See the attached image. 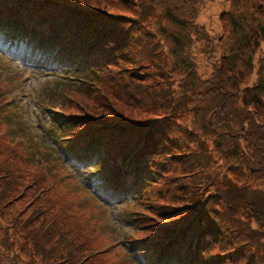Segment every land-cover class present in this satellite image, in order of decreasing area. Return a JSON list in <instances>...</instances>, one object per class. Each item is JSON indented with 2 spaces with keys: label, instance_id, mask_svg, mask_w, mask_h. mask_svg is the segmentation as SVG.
I'll return each mask as SVG.
<instances>
[{
  "label": "trees",
  "instance_id": "16d2710c",
  "mask_svg": "<svg viewBox=\"0 0 264 264\" xmlns=\"http://www.w3.org/2000/svg\"><path fill=\"white\" fill-rule=\"evenodd\" d=\"M175 1L163 0L160 4L158 0H152L150 3L155 2L157 6L165 9H168L170 5L173 10ZM185 1L181 3V9L176 10V14L173 11L175 16L172 13L166 14L165 19L168 24H171L173 30L180 31L179 35L182 37L186 35L188 45V38H194L196 43L198 38H203L200 36V29L196 27L198 12H188L189 9ZM250 1L263 5V8L259 9L258 5L251 8L247 3L248 0H242L235 4L234 9L223 13V17H227L229 26L234 28L239 25V27H235V30H242L240 33L242 40L247 42L249 49L244 53V49L238 51L242 48L239 45L233 49H227L226 46L221 47L223 48L222 52L230 50L231 53H234V57L230 61L231 70L237 68L238 64L236 63L239 62L240 65L245 56H247L245 64L250 62L249 66L252 69L256 63L254 58H256L260 44L264 42V0ZM119 2L129 3L128 0H0V32H3L2 28H10L15 24L14 32L17 36H24L29 41L42 38L44 43L58 52L53 57L56 68L67 69L70 67L73 74L88 73L86 78L72 75L71 79L89 84L95 82L90 81L92 77L99 76L106 82L112 83V86L108 83L109 87L117 92H130L131 95L145 96V100H151L152 93H156V91L152 88L151 92H148L141 84L147 74L146 66L158 65L161 69L165 68L162 62L167 64L165 59L168 58V51L167 48H164L166 43L164 41L160 43V37L157 36L155 42L152 41L149 45L147 42L150 35L147 42L143 41L144 39L138 35L139 30H142L140 24L145 25L143 23L145 16L142 15V10L139 11L137 17L125 15L119 9ZM138 8H144V2H140ZM147 11L148 15L151 9L147 8ZM184 19L191 21L195 26L184 22ZM170 35L172 47L169 46V49L182 54L185 49L181 47L183 46V43L179 41L181 38L171 33ZM153 52L157 53L155 62L151 58ZM143 53L146 54L145 64L142 59L139 60L140 54ZM159 53L165 59L160 58ZM255 65L257 67V82L242 89L246 96L253 93L251 99L243 98L241 101L240 107L244 109V113L239 114L237 108L233 107L232 111H235L238 116L229 119L223 117L215 124V127L224 132V137L227 136L233 141L232 143L224 139L226 145L222 147V154L229 153L232 160L238 163L248 157L247 164H250L251 167L254 162L258 164L263 172L261 174H263L262 179L264 180V55L261 59L257 58ZM80 92L85 93L84 85ZM102 93L108 94V91L104 90ZM126 98L132 99V97ZM138 101L142 104L144 98L133 100L134 105ZM133 103L130 100L125 101L121 96L118 99L110 97L107 104L95 107L96 110L90 111L88 105H85L84 111L76 115L67 114L64 117L52 113L58 117L54 116L51 119L48 116L47 124L42 125V128L50 135L51 142L65 153L67 159L76 158L79 160V157L82 156L86 161L96 162V166L100 163L99 171L92 172L96 175L94 176L96 179L102 178L103 175L102 180L108 177L112 180L113 175L118 173L122 165L128 166L129 169L124 175L127 176L130 183L126 184L127 186L122 184L121 188L132 198L143 201L148 194L146 187L156 182L157 178L159 179L158 186L163 185L164 196L169 205L162 206L163 203L160 204L158 206L160 210L157 209V214L155 212L154 215L160 219H155L154 223L147 226L152 236H145L146 238L139 239L134 243L133 246L139 248L136 251L132 247V250L138 252L136 256H142L149 261H153L157 256H165L162 260L169 257L163 264H207V257L210 259L215 257L211 254V248L207 247L209 242L208 225L206 228V220L199 216L205 215L208 223L212 219L208 208L212 207L214 201L206 199V197L197 199L191 192L192 188L199 190L198 185L201 179L207 181L210 178L209 173L204 169L205 165L199 161L198 155V151L200 153L208 152L204 149L205 141L195 137L194 132L187 127L182 128V124L178 125L176 117L167 113L166 109L156 111L160 106L156 108L155 105L148 102L143 108L138 109L136 115L134 114L136 109L132 107ZM15 119L17 120L16 117ZM229 122L232 124L230 125ZM67 129L72 132V136L65 135ZM216 129L212 128L214 131ZM19 130L23 133L30 131L22 124H20ZM216 133L218 132L216 131ZM214 142L220 145V141ZM7 157L9 158L7 162L0 160V180L7 182L0 186V219L5 220L7 231L17 236L20 232L24 233L28 229V223L19 219L22 214H13L11 210L14 211L12 207L24 193L25 186H21L19 178H14L19 163L17 155L10 151ZM202 158L208 166H212L210 154L202 156ZM229 166L232 167L231 164L227 165V167ZM94 169L92 168V170ZM193 169H197L199 176L190 172ZM175 171L181 173H177L172 179L180 184L171 182L174 188L172 189L168 185L170 183L165 185L164 183L169 178L168 174ZM83 172L89 173L91 168L87 166L83 168ZM216 176L219 175L216 173ZM22 181H25V178ZM30 184L36 187L29 189L30 195L34 196L39 181L31 177ZM140 186H144V190L139 196ZM227 186L233 187L232 192L236 195L235 198L228 199L231 209H234V205L239 206L236 201L241 200L243 193L247 194L243 200L244 208L250 207L252 204L255 207L258 204H264V200L261 198L264 196V184L261 189H256L248 188V185L244 184L240 186V182L229 181ZM109 193L116 192L110 189ZM214 196L216 197L215 194L211 195L213 198ZM178 198L181 201L178 202ZM171 199H176L177 202L172 203ZM145 202L149 203V200H145ZM133 203L136 204V202ZM152 208L155 209L153 205ZM59 213L64 214L61 211ZM254 214L258 213L254 211ZM259 214L261 216L260 212ZM227 218L230 217L227 216ZM57 221L58 219L42 222V231L46 233L47 238L45 244L52 246L48 250V260L57 258L52 252L56 248L64 249L68 246L69 249L58 259L71 260L73 256L72 260H75L76 257L72 250L80 251L82 249L79 243H75L76 237L80 238L79 234L71 233L63 221L60 225L56 223ZM174 227H177L176 231L173 230ZM218 227L227 229L228 225L221 223ZM78 229L79 233L88 235L86 229L81 227ZM174 232L178 233L175 235L177 237L164 243V239ZM229 232L230 235L237 238L234 245L233 243L230 245L233 246L229 250V256L235 253L241 256L246 264H264V243H260L258 237L249 239L240 235L238 230ZM71 234L74 235L73 238L68 237ZM54 237L56 238L54 239ZM64 237L69 238L66 243ZM23 239L24 245H32L29 249H33L34 255L39 253L46 259L45 252L37 251L40 247L33 235L24 236ZM85 253L89 255L90 250L87 248ZM216 254L222 258L226 256V253H222L221 250ZM202 255L207 256L206 259H201ZM229 258L234 260L236 257ZM60 264L67 263L63 261ZM211 264L218 263L211 261Z\"/></svg>",
  "mask_w": 264,
  "mask_h": 264
},
{
  "label": "rangeland",
  "instance_id": "374dc122",
  "mask_svg": "<svg viewBox=\"0 0 264 264\" xmlns=\"http://www.w3.org/2000/svg\"><path fill=\"white\" fill-rule=\"evenodd\" d=\"M128 1L129 3L119 2L121 13L137 17L139 11L142 10V15L145 16V22H143L145 25L140 24L142 30L138 32L140 38L147 42L150 35L147 43L151 45L152 41L156 40L158 36L160 37V43L163 41L166 43L164 48H167L168 51V58L166 59L160 53L158 55L160 58L167 60V64L162 62V65H165L164 69H161L158 65L146 66L145 71H147V74H145L141 86L148 92H151L152 88L156 91V93H152L153 98L151 100H145V96L131 95L130 92H117L109 87L112 86V83L106 82L99 76L92 77L90 81L95 82L89 84L71 79L72 75L78 78H86L88 73L73 74L70 67L63 71H53L56 65L54 61L47 66L46 61L40 63V61L37 62V59L36 62L42 65L20 63L15 59L13 53L8 52V49L14 47V53L17 52L19 55L30 53L33 54L30 55L31 57L34 56L33 49L27 50L23 45L19 46L16 42L11 44L10 40L7 39L0 41V152L2 154H0V160L7 162L9 159L7 155L10 151L17 155L19 163L14 178H19L18 181H21V186L24 185L25 188L24 193L20 195L12 207L14 211L11 210V212L22 214L19 219L28 223V229L24 231L25 235L20 232L15 236L14 233L7 231L5 220L0 219V250H2L0 264H60L63 261L67 264H146L141 259L134 258L131 261L125 253L126 248L121 249L119 243L122 242L125 246L130 245L138 251V246H133L136 243L135 241L144 239L145 236H152L147 226L154 223L155 219H160L154 216L156 210H160L158 208L160 204L163 203L162 206L169 205L167 198L164 196L163 185L158 186L159 179L157 178L156 182L146 187V193L148 194L143 201L135 198L131 200L127 197L129 195L124 196L125 200L118 201L123 196L117 199L115 195L109 193L110 187H105L107 198H115L113 203L105 205L102 203L103 201H100L101 203L95 202L89 193L81 190L76 182L69 178L77 175L75 171H72L66 165L64 167L57 162L56 158L46 154V148L37 140V130H35L34 137L32 130L28 133L19 130L20 124L25 126L27 130L31 129L29 118L36 125H39L45 123L44 116L58 117L53 115L52 112L64 117L67 114L76 115L84 111L85 105H88L90 111L96 110L95 107L107 104L110 97L118 99L120 96L125 101L130 100L132 103L133 100H139L140 97L144 98V103L140 104L138 101L136 105L134 103L132 105L136 109V111L134 110L136 115L138 109L143 108L148 102L155 105L156 108L160 106L156 111L166 109L167 113H171L176 117L178 125L182 124V128L187 127L194 132L192 133L195 137L205 141L206 146L204 149L208 152L200 153L198 151L201 159L198 158L205 165L206 168L204 169L207 170L210 178L207 181L200 180L199 190H197L198 188L190 189L197 199L206 197V199L209 198V200L214 201L212 207L208 208L212 219L207 223L205 215L201 214L199 218L203 217L206 220V228L208 225L209 230L207 247L211 248V254L215 258L210 259L204 255L200 258L206 259L205 257H207V264H211V261L218 264H246L244 263L245 260L238 254L232 253L229 256V250L237 240L235 236L230 235L229 231L232 230H238L240 235L249 239L258 237L259 242L264 243V204H258L257 207L252 204L251 208H244L243 200L247 194L243 193L241 200L236 201L239 206L234 205V209H231L228 205V199H233L236 195L232 192L233 187L227 186L229 181H233L235 183L240 182V186L244 184L248 185V188L261 189L264 184L263 174H261L263 172L255 162L252 167L249 166L250 164H247L248 157L238 163L232 160L229 153L222 154V147L226 145L224 139L232 143L233 141L227 136L224 137V132L217 130L215 127V124L223 117L229 119L238 116L235 111H232L233 107L237 108L239 114L244 113V109L240 107L241 101L243 98L246 100L251 99L253 93L246 96L242 89L257 82V67L255 64L257 58L261 59L264 55V42H262L256 58H254L256 63H254L252 69L249 66L251 65L250 62L245 64L247 62V56H245L242 58L240 65L237 62L238 67L231 70L230 61L234 57V53H231L230 50L222 52V46L233 49L236 45H239L242 48L238 51L244 49V53L249 50L247 42L242 40L240 34L242 30H235V27H239V25L233 28L229 26L227 17H223L224 12L234 9L235 4L242 0H186L185 4L188 6V12H198L196 27L200 29V36L203 38H198L197 43L194 38H188V45L186 35L183 37L179 35L180 31L173 30L171 24H168L165 19L166 14L170 15L172 13L175 16L176 10L181 9V3L184 0H176L173 4V10L170 5L168 9H165L157 6L155 2L150 3L152 0ZM161 1L163 0H158L160 4H162ZM249 1L247 3L251 8L258 5L255 1ZM140 2H144V8H138ZM147 8L151 9L148 15ZM258 8H263V5H258ZM187 18L189 19V17ZM140 19H142L141 16ZM183 21L195 26L189 20L185 21L184 19ZM142 32L144 34H141ZM170 33L181 38V40L179 39L180 43H183L181 47L185 49L182 54L169 49V46L172 47ZM3 46H5V50L1 48ZM179 51L182 50L179 49ZM57 53L53 49V54L56 55ZM9 54L14 58H10ZM145 57V53L139 56V60L142 59L144 64L146 63ZM156 57L157 53L153 52L151 56L153 62L156 61ZM83 85L85 86V93L80 92ZM104 90L108 91V94L102 93ZM26 93H29L27 98L25 97ZM126 97H132V99ZM232 122H229V124L231 125ZM212 128L216 129L218 133ZM45 134L46 137L50 138L48 133ZM66 134L67 137L72 136L69 129L66 130ZM214 141H220V145ZM50 152L52 151L47 148V153ZM208 154L212 158L211 167L202 158V156L205 157ZM87 163L91 164L92 162L87 161ZM229 164L232 165V167L229 166L230 168H235L230 169L227 167ZM97 165L94 162L91 167L89 166L91 172L99 171L98 167H101V164ZM92 168L95 169L92 170ZM196 170L193 169L190 172L194 173L195 176H199ZM177 173L181 172L175 171L168 174L169 178L166 179L164 185L170 183L168 184L169 187L174 189L171 182H177L172 179ZM216 173L219 176H216ZM31 177L39 181L34 196H31L29 191V189L36 188L30 184ZM24 178L25 181H22ZM118 178L123 181L124 185L130 183L124 174ZM6 183V180H0V186ZM117 186L118 184L113 185L115 188ZM143 190L144 186H140V189H138L139 196ZM114 191L116 192V190ZM213 194L216 197H211ZM119 195H121V192H119ZM261 198L264 200V196ZM145 200H149V203H146ZM171 201L172 203L177 202L176 199H171ZM179 201H181L180 198H178ZM133 202H136V204ZM152 205L155 209L152 208ZM49 206H51L50 209ZM59 211L64 214L61 215ZM254 211L258 214L255 215ZM227 216L230 218H227ZM54 219H58L56 223L59 225L63 221L71 233L76 232L79 234L80 238L76 237L77 241L75 243H79L82 249L80 251L72 250L76 257L75 260H72L73 256L71 260L58 259L64 255L69 246L64 249L61 247L56 248L52 252L54 257L57 258L48 260V250L51 245L45 244L47 238L46 233L42 231V222ZM221 223L227 224L228 228L218 227ZM78 227L86 229L88 235L79 233ZM29 235H33L35 240L38 241L40 248L37 251L40 253L45 252L46 259L39 253L34 255L33 249H29L32 245H24L23 237ZM68 237L73 238L74 235L71 234ZM68 237H64L65 243L69 240ZM231 243H233L232 246H230ZM86 247L90 250L89 255L85 253L87 252ZM220 250L222 253H226L224 258L216 254ZM229 257L236 258L233 260ZM252 259L254 260V257ZM146 260L148 261L147 258ZM154 264H159V262Z\"/></svg>",
  "mask_w": 264,
  "mask_h": 264
},
{
  "label": "bare ground",
  "instance_id": "6f19581e",
  "mask_svg": "<svg viewBox=\"0 0 264 264\" xmlns=\"http://www.w3.org/2000/svg\"><path fill=\"white\" fill-rule=\"evenodd\" d=\"M175 237H177V236H175Z\"/></svg>",
  "mask_w": 264,
  "mask_h": 264
}]
</instances>
